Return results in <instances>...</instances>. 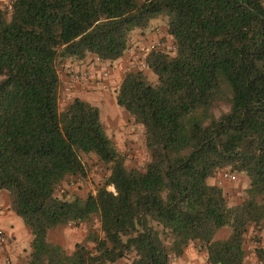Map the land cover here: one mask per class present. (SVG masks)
<instances>
[{
  "label": "trees",
  "instance_id": "trees-1",
  "mask_svg": "<svg viewBox=\"0 0 264 264\" xmlns=\"http://www.w3.org/2000/svg\"><path fill=\"white\" fill-rule=\"evenodd\" d=\"M157 16L172 47L137 53L144 66L128 60L113 89L141 129L138 167L125 163L96 104L59 100V68L98 64L100 82L132 31L143 35ZM83 156L104 170L82 194L67 185L85 176ZM226 167L247 180L237 202L206 181ZM0 189L30 233L26 264H170L194 241L203 264H244L246 236L253 264H264V0L0 4ZM64 225L85 227L70 252L48 237Z\"/></svg>",
  "mask_w": 264,
  "mask_h": 264
},
{
  "label": "crops",
  "instance_id": "crops-1",
  "mask_svg": "<svg viewBox=\"0 0 264 264\" xmlns=\"http://www.w3.org/2000/svg\"><path fill=\"white\" fill-rule=\"evenodd\" d=\"M8 1L9 0H0V4H5ZM159 34L160 32H157L156 29L146 31L143 35L139 34L138 31L133 30L132 40H134V42L129 45V48H127L120 57H117L110 62L108 60L105 61L104 64L109 62V76L107 79L98 82L94 81L91 77L82 83L72 84L67 92H63L65 98L78 96L96 104L99 108L100 118L105 126V130L113 141H115L117 137L120 139L121 137L124 139L125 136L130 137V135L125 134V132L127 133L128 131H131L129 125H125L127 119L124 110L115 103L113 89L119 82L124 70L127 68L128 60L134 58L137 53L140 54L138 50L135 51L136 46L140 45L141 41L145 42L156 39ZM144 37L146 39L141 40ZM91 59L93 60L94 57L87 55L81 62L77 63L75 60L72 62L82 66ZM63 66L59 68V78L62 82H64L67 77L66 69ZM90 67L92 69V75L93 71H98L99 69L98 64H93ZM0 205L2 207L0 211V228H2L7 235L6 241L0 244V264H5V257H9L13 264H26L28 252L30 250V233L22 220L9 208L7 194L1 189ZM76 228L77 230H74L73 226H59L54 228L57 229L56 236L52 237L49 234V231L48 237L52 241L60 242L63 248L67 252H70L74 243L78 242L84 234V231L81 228ZM227 232V228L221 227L216 231L215 237H224ZM204 259V250L200 248L197 241H194L187 244L181 255L171 259L170 264H203ZM250 260L252 263L255 261L253 252H250ZM115 264H128V262H126L125 259H119Z\"/></svg>",
  "mask_w": 264,
  "mask_h": 264
},
{
  "label": "rangeland",
  "instance_id": "rangeland-1",
  "mask_svg": "<svg viewBox=\"0 0 264 264\" xmlns=\"http://www.w3.org/2000/svg\"><path fill=\"white\" fill-rule=\"evenodd\" d=\"M165 24V17L164 16H157L149 19V24L148 28L156 29L157 32H160L159 36L154 39H165L164 41L170 40L168 36L165 35V32L163 31L162 27ZM151 30V29H150ZM149 31V30H148ZM163 36L164 38H160V36ZM146 38H142L141 40H145ZM152 40V41H154ZM134 42V41H133ZM145 42H149L145 41ZM148 78L149 79H154L155 76L152 72H147ZM65 96V94H61ZM122 108V107H121ZM110 125V124H109ZM125 125H129V129L131 131H128L125 134L130 135V137L125 136L124 139H121L117 137V139L114 141L115 145L117 146L118 150L124 154L125 156V163L128 165H134L141 167L145 158H146V152L145 148L143 146L142 142V134H141V129L140 127L133 123V122H126ZM83 161L87 164L86 168V174L84 177H80L75 180H70L71 182H68L67 187L69 189H72L76 192L79 193H85L87 190H92L95 185L100 182L101 180V173L103 172V166L99 163H97L93 157H85L83 156ZM227 169V167H226ZM233 172V171H232ZM235 173V178L233 180H226L223 181L221 184H219L223 192L227 198L228 201L230 202H237L240 200L243 194L244 187L247 183L246 177L240 173L233 172ZM217 177V171L214 173V175L207 177L206 181L207 182H216ZM110 188V186H108ZM64 226H69V225H64ZM79 229L81 228L85 232V227H78ZM74 230H77L75 227ZM52 237H55L57 234V229H52L50 230L49 233ZM243 245L245 247L246 255H245V261L244 264H253L252 261L250 260V252L253 251V246L254 243L250 241V236H246L243 241Z\"/></svg>",
  "mask_w": 264,
  "mask_h": 264
},
{
  "label": "built area",
  "instance_id": "built-area-1",
  "mask_svg": "<svg viewBox=\"0 0 264 264\" xmlns=\"http://www.w3.org/2000/svg\"><path fill=\"white\" fill-rule=\"evenodd\" d=\"M158 46L164 47V48L172 47V45L170 44V41L168 42V41L157 39L154 41H149V42L138 45L137 50L140 53H143V51H145V49L147 48L158 47ZM129 66L143 67L144 63L141 57H137V58L130 59ZM66 67L69 73L68 75H66L67 76L66 80L60 84V97H59L60 101L64 98V96L61 94H63V92H67L70 89L72 84L82 83L83 81L92 77L89 69H87L86 67L78 70L76 67L72 66L70 63H66ZM108 72H109V66L106 65L104 68L101 69L97 79L102 80L103 78H106L108 76ZM216 178H217L216 183L219 185L223 181L233 180L235 178V173L225 168L220 169L217 171ZM1 209L2 207L0 205V211ZM6 239H7L6 232L2 228H0V244L4 243ZM4 263L13 264L12 260L9 257L4 258Z\"/></svg>",
  "mask_w": 264,
  "mask_h": 264
}]
</instances>
